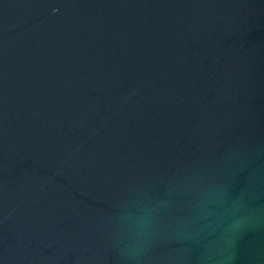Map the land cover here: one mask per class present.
<instances>
[{
    "label": "water",
    "instance_id": "1",
    "mask_svg": "<svg viewBox=\"0 0 264 264\" xmlns=\"http://www.w3.org/2000/svg\"><path fill=\"white\" fill-rule=\"evenodd\" d=\"M0 264H264V0H0Z\"/></svg>",
    "mask_w": 264,
    "mask_h": 264
}]
</instances>
